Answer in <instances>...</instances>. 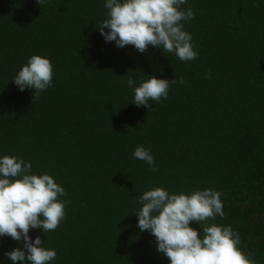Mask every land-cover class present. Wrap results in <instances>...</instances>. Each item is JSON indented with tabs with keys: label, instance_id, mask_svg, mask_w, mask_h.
<instances>
[{
	"label": "trees",
	"instance_id": "1",
	"mask_svg": "<svg viewBox=\"0 0 264 264\" xmlns=\"http://www.w3.org/2000/svg\"><path fill=\"white\" fill-rule=\"evenodd\" d=\"M182 7L194 12L184 22L198 53L191 61L105 43L104 0H0V155L31 162L65 189L59 226L29 232L56 250L51 264H169L137 227L139 196L155 187L219 191L225 215L205 226L231 225L264 264V0ZM32 55L54 67L52 85L35 96L12 82ZM145 74L177 82L166 99L138 107L127 80L138 85ZM140 145L158 171L133 158ZM16 247L0 237L3 264Z\"/></svg>",
	"mask_w": 264,
	"mask_h": 264
},
{
	"label": "clouds",
	"instance_id": "2",
	"mask_svg": "<svg viewBox=\"0 0 264 264\" xmlns=\"http://www.w3.org/2000/svg\"><path fill=\"white\" fill-rule=\"evenodd\" d=\"M38 6L49 0H36ZM187 0H104L107 11L98 30L105 43L118 48L131 45L140 53L149 46L174 53L181 61L196 59L192 36L184 22L194 19ZM107 30V31H106ZM54 67L46 56L32 55L15 74L12 82L20 91L31 89L34 96L46 91L53 81ZM138 85L129 77L133 104L150 107L149 101L166 99L177 81L146 75ZM180 83H183L181 80ZM133 158L144 161L151 171H158L155 157L143 145L137 146ZM65 189L47 173H34L32 164L18 156L0 155V237L10 236L22 247L5 253L10 264H51L57 252L45 246L30 229L45 234L54 231L65 217ZM221 193L211 188L188 192H170L163 187L144 191L141 207L135 212L140 232L155 237L156 251L169 264H256L241 247L239 233L231 225L212 223L210 218L224 217ZM197 222L202 232L192 227ZM0 264H3L0 261Z\"/></svg>",
	"mask_w": 264,
	"mask_h": 264
}]
</instances>
